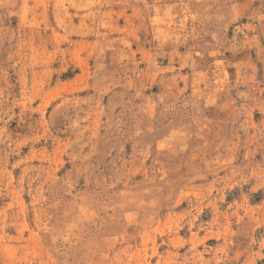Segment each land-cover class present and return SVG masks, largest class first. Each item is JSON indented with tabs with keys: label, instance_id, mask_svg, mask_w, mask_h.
Wrapping results in <instances>:
<instances>
[{
	"label": "rangeland",
	"instance_id": "374dc122",
	"mask_svg": "<svg viewBox=\"0 0 264 264\" xmlns=\"http://www.w3.org/2000/svg\"><path fill=\"white\" fill-rule=\"evenodd\" d=\"M0 264H264V0H0Z\"/></svg>",
	"mask_w": 264,
	"mask_h": 264
}]
</instances>
